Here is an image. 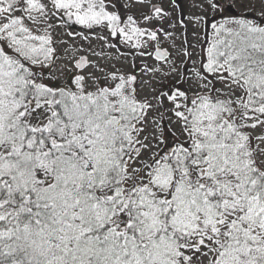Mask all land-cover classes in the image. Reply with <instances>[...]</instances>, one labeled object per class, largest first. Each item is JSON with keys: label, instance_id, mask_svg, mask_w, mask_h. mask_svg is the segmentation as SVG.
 Listing matches in <instances>:
<instances>
[{"label": "snow or ice", "instance_id": "6c2138e0", "mask_svg": "<svg viewBox=\"0 0 264 264\" xmlns=\"http://www.w3.org/2000/svg\"><path fill=\"white\" fill-rule=\"evenodd\" d=\"M0 264H264V0H0Z\"/></svg>", "mask_w": 264, "mask_h": 264}]
</instances>
